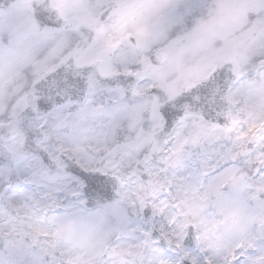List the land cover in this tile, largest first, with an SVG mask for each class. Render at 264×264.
Here are the masks:
<instances>
[{"label": "snow or ice", "instance_id": "snow-or-ice-1", "mask_svg": "<svg viewBox=\"0 0 264 264\" xmlns=\"http://www.w3.org/2000/svg\"><path fill=\"white\" fill-rule=\"evenodd\" d=\"M0 264H264V0H0Z\"/></svg>", "mask_w": 264, "mask_h": 264}]
</instances>
